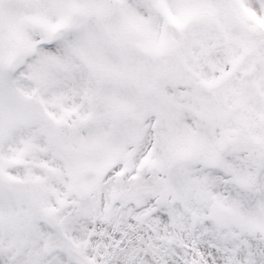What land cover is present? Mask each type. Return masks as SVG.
I'll return each mask as SVG.
<instances>
[{"label":"snow or ice","instance_id":"obj_1","mask_svg":"<svg viewBox=\"0 0 264 264\" xmlns=\"http://www.w3.org/2000/svg\"><path fill=\"white\" fill-rule=\"evenodd\" d=\"M0 264H264V0H0Z\"/></svg>","mask_w":264,"mask_h":264}]
</instances>
